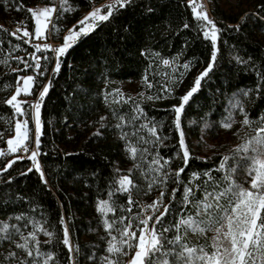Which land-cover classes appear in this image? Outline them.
Wrapping results in <instances>:
<instances>
[{
    "label": "trees",
    "instance_id": "16d2710c",
    "mask_svg": "<svg viewBox=\"0 0 264 264\" xmlns=\"http://www.w3.org/2000/svg\"><path fill=\"white\" fill-rule=\"evenodd\" d=\"M103 1L67 0L65 7L71 8V11H64L58 21H55L58 12L54 16V22L61 27L54 37L56 41H61L67 28L80 20L95 4ZM52 3L57 5L59 11L60 0H0V60L7 58L6 64L0 63V148L6 147L7 139L13 135L15 120L28 118L30 128L32 126L30 114L27 117L16 116L11 106L4 103L15 91L18 83L16 76L33 72L12 57L22 56L25 60H31L28 53L41 55L32 47L34 36L32 43H24L9 33L20 21H24L29 31L33 32L34 21L27 8ZM207 4L211 18L222 31L218 37V60L182 111V131L192 157L181 174L185 182L190 172L211 168L221 155H200V125L207 120L213 124L210 133L218 135L224 131L217 122L226 114L224 108L228 98L239 89L255 86V71H245V65L238 63L235 57L239 55L246 61L251 58L249 69L253 64L257 68L264 66V22L252 15L241 22L245 13L256 12L258 5H264V0H207ZM18 5L22 6L19 10ZM149 8L152 10L148 11ZM185 23L189 25L187 29L182 27ZM237 24H240L238 30L228 27ZM16 43H20L21 48L13 50ZM142 50L158 52L163 57L181 53L179 62L190 63L182 82L170 97L141 103L148 117L163 122L160 131L168 138L164 141L166 146L160 148V155L171 156L177 151L179 134L172 126L174 113L171 105L179 104V97L192 87L195 76L207 66L210 41L197 31V22L187 0H136L133 6L121 10L108 22L98 24L87 36L78 39L61 57V69L52 78L41 104L42 136L37 159L47 183L40 180L35 169L26 171L32 167L30 160L16 161L6 174L0 175V220L19 212H27L41 219L43 213L49 222L45 226L55 224L57 236L62 237L57 221L63 213L70 229V239L80 246L81 252L91 251V246L96 245L97 255L103 254L105 241L99 237L104 236L105 232L99 223L96 201L97 198H107L108 182L114 176V169L118 168L120 174H126L134 161L125 152L124 142L117 138L114 130L106 129L101 136L92 133L97 129L96 122L101 115H106L108 124L116 123L104 103L101 90L111 91L119 82L141 80L149 63L147 55H141ZM52 66L53 58L48 62V72L43 79L49 78ZM11 69L19 71L12 72ZM105 76L110 81L107 86ZM244 99L250 118L255 120L264 110V94L257 97L253 93ZM22 107L27 108V103ZM112 107L119 113L131 116V102L113 104ZM241 119L242 116L235 113L236 123L231 129L234 134L241 135L239 139H244L245 133L252 135V129L259 125L254 123L252 128H241ZM189 121L195 123L189 124ZM237 129H240L239 133ZM143 134L146 135V131ZM181 163L180 159H174L170 166L175 169ZM9 176L13 177L11 181ZM132 178L137 184H145L138 172H134ZM174 187V183L168 185L169 194ZM158 191L154 189L145 194L133 189L131 194L133 200L150 203ZM116 199L127 207V194L118 195ZM133 211L138 209L134 207ZM120 214L117 210L116 215ZM112 215L110 213L109 217ZM39 239L44 241L47 237L40 234ZM43 250H48V247L44 246ZM52 250L59 252V259L65 264L66 249L61 246ZM80 264H85L83 257Z\"/></svg>",
    "mask_w": 264,
    "mask_h": 264
},
{
    "label": "snow or ice",
    "instance_id": "6c2138e0",
    "mask_svg": "<svg viewBox=\"0 0 264 264\" xmlns=\"http://www.w3.org/2000/svg\"><path fill=\"white\" fill-rule=\"evenodd\" d=\"M66 2L67 0H60L59 11L55 3L44 7L27 8V13H30V18L34 21V31L30 32L25 22L20 21L9 35L23 40L24 43H32L33 36L43 39L46 32L47 39H53L61 31L59 24L53 20V13L58 12L55 17V21H58L64 11H71V8L65 7ZM135 2L136 0H108L105 5L93 6L80 20L67 28L66 34L62 37L63 42L59 45L53 46L46 40L32 43V47L41 52V55L30 52L28 55L31 60H25L22 56L12 57L17 62H22L25 69H31L33 74L17 75L15 91L4 103L11 106L16 116L27 117L30 114L34 125V147L30 150L26 143L33 142L30 139V132L33 129L29 128V119L15 120V135L6 141L7 153H16L20 149L28 155L14 156L0 168V173L6 174L14 161L27 158L31 161L32 167L26 171L31 172L35 169L40 180L47 183L37 159L40 155L42 136L41 104L49 91L52 78L61 69V57L78 39L96 29L98 24L108 22L110 18L121 10H127ZM187 3L191 6L192 16L197 22V31L202 32L203 37L210 41V57L207 66L195 76L192 87L179 97V104L171 105L174 113L172 126L179 134L177 151L171 156L160 155V148L166 146L164 141L168 138L160 131L163 122L148 117L141 107L145 100L165 99L167 95H171L173 92L171 86L180 82L176 76L171 74L165 76L167 82L163 83L159 90L164 95L146 94L142 89L136 97H132L126 96L120 88H112L111 91L102 89L100 94L116 123L108 124L106 115H101L96 122L98 127L92 135L101 136L106 129L114 130L117 138L124 142L125 152L134 161L126 174H120L118 168L114 169V176L108 182L107 198H97L96 211L105 232L104 236L99 237L105 241L103 254L97 255L96 245L91 246V251L81 252L80 246L70 239V229L63 213L57 221L62 231V237H58L55 224L45 226L49 222L43 213L41 219H37L35 215L19 212L0 220V264H62L59 252L52 250L61 246L66 249L65 264H80L82 257L85 264H264V110L259 112L255 120L251 119L245 108L244 99L253 93L257 97L264 94V66L257 68L253 64L249 69L251 58L246 61L239 55L235 57L238 63L245 65V71H255L257 80L254 87L239 89L228 98L224 108L226 114L217 122L223 129L230 130L236 123L235 113L238 112L242 116L241 128L246 126L252 128L254 123L259 126L252 129V135L245 133V139L229 152L221 154L219 161L211 168L192 171L187 182L182 180L181 174L192 158L182 131V111L193 94L199 90L202 79L207 77L217 62L218 37L222 31L209 17L202 3H197L196 0H187ZM20 7L22 6L18 5L17 10ZM261 13H264V5H258L254 13H245L241 17V22L249 15L264 22V15ZM49 23L52 25L50 29ZM182 27L187 29L189 25L185 23ZM228 27L238 30L240 24ZM19 48L20 43L13 46V50ZM49 49L52 57L43 55ZM141 55H147L149 60L141 83L145 89H151L154 85L148 76L153 64L159 60L163 65L175 68L181 53L171 59L161 58L158 52L150 50H142ZM52 58L54 65L48 83L43 85L35 101L18 99L20 93L32 94L34 81L38 76L43 77L48 72V62ZM0 63L6 64L7 58L0 60ZM156 67L159 68V64H156ZM182 67L187 70L190 65L185 62ZM11 71L17 72L19 69ZM182 75L183 73L181 77ZM104 83L106 86L110 83L106 76ZM130 102L131 116L119 113L112 107L113 104ZM25 103L27 108L22 107ZM188 123L194 124L195 121ZM200 127L201 133H204L205 130L212 128L213 124L204 120ZM129 128L130 131L127 130ZM145 131L146 135L143 134ZM239 131L240 129H237V133ZM201 139L203 140V136ZM206 147L211 148L214 145ZM4 154V151L0 150V155ZM174 159H180L182 163L172 169L170 165ZM241 170L246 173L244 183L237 180ZM134 172L139 173L145 182L144 185L133 180ZM8 179L11 181L13 177L9 176ZM170 183L176 184V187L172 188L169 194ZM245 183L248 184L247 187ZM133 189L145 194L153 192L154 189L159 191L150 203H145L133 200L131 194ZM123 194H127L126 208L116 199L118 195ZM134 207L138 211H133ZM117 210L122 214L116 215ZM110 213L113 214L112 217H109ZM11 220L16 222L11 223ZM208 233H211V236H208ZM40 234L47 239L41 241ZM190 234L197 238L203 237L206 243H190ZM5 244L7 247H4ZM44 246H47L48 250H43Z\"/></svg>",
    "mask_w": 264,
    "mask_h": 264
},
{
    "label": "rangeland",
    "instance_id": "374dc122",
    "mask_svg": "<svg viewBox=\"0 0 264 264\" xmlns=\"http://www.w3.org/2000/svg\"><path fill=\"white\" fill-rule=\"evenodd\" d=\"M197 3H202L205 6V9L207 11V14L209 15V17L211 18V15L209 13L208 10V4H207V0H196ZM106 3H108V0H104L101 3L95 4L94 6L99 7L101 5H105ZM46 5H40L38 7H44ZM37 8V7H36ZM102 11H106V9H102ZM56 12L53 13V20H54V16H55ZM51 23H49V29L51 28ZM66 34V32L64 33ZM35 43L36 42H45V40L49 43H51L53 46H57L60 43L63 42V40L61 41H56L55 38L53 39H47V32L45 34V38H37V37H33ZM52 55L51 49H49L46 53H49ZM161 58H169L171 59L172 57H163L160 56ZM188 62V61H186ZM185 62H178L176 63L175 68L171 67V66H165L162 63H160L159 60H157L154 64L152 69L149 71V80H151L153 82L154 87L151 89H145L143 84L141 83V80L139 81H124V82H119L116 84L115 88H120L122 90V92L126 95V96H132V97H136L137 94L143 89L146 94H155V95H164V93L160 92L159 90L163 87V83H166L167 80L165 79V76L168 74L174 75L179 79V84L182 82L185 73L187 72V70H185L182 65ZM189 63V62H188ZM156 64H159V68L156 67ZM53 65H54V58H53ZM190 65V63H189ZM43 70V69H41ZM160 73V74H157ZM181 73H183L182 77H181ZM33 72L27 74V75H32ZM42 77H37L36 81H34L33 83V89L34 91L32 92V94H24V93H20L19 96L17 97L20 100L23 101H35L38 92L42 89L43 85L46 83H41L40 84V79ZM159 82V83H158ZM19 83L22 84V81H20ZM178 85H173L171 86L173 88V92L174 90L179 86ZM172 92V93H173ZM172 95V94H171ZM171 95H167L166 98L170 97ZM156 101V100H154ZM24 105V104H23ZM22 105V106H23ZM30 128V126H29ZM30 129H33L32 132H30V139H32V143H29L26 141V143L28 144L29 149L31 150L34 147V125L32 123V126ZM13 135H15V131L13 133ZM12 135V136H13ZM203 136V140H202V145H201V149L200 151V155L201 156H209L212 154H224L229 152L235 145H238L242 142V139H239L241 135H237L236 133L234 134V132L231 130H224L221 133H219L218 135H215V133H210L209 129L205 130L204 133H202ZM245 139V138H244ZM206 145H214V147L208 148L206 147ZM0 150L4 151V155H0V168H3L4 165L7 163L8 160L13 159L14 156L16 155H22V156H27L28 154L24 153L22 150L18 149L16 153H7V146L6 147H1ZM18 161V160H17ZM16 161H14L15 163ZM13 166V165H12ZM11 166V167H12ZM2 173H0L1 175ZM245 175L246 173L244 171H241L239 173V175L237 176V180L238 182H242L244 183L245 180ZM250 179V178H249ZM248 184L245 183V187H247ZM197 195H199V193H197ZM208 236H211V233L207 234ZM189 241L190 243H197V244H204L206 243L205 239L203 237L197 238L196 236H193L190 234L189 236ZM210 250V249H209ZM127 259V257L125 258Z\"/></svg>",
    "mask_w": 264,
    "mask_h": 264
},
{
    "label": "built area",
    "instance_id": "2783aa9c",
    "mask_svg": "<svg viewBox=\"0 0 264 264\" xmlns=\"http://www.w3.org/2000/svg\"><path fill=\"white\" fill-rule=\"evenodd\" d=\"M43 55H47V56L51 57L50 52H49V53H44ZM41 63H42V64L44 63L43 56H42ZM44 82L47 83V82H48V79H43V77H42V78L40 79V84H41V83H44Z\"/></svg>",
    "mask_w": 264,
    "mask_h": 264
}]
</instances>
